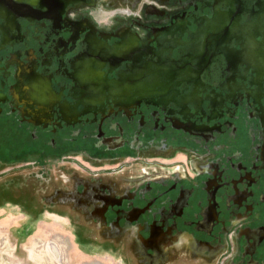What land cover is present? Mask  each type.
<instances>
[{"label": "flooded vegetation", "instance_id": "af4514ba", "mask_svg": "<svg viewBox=\"0 0 264 264\" xmlns=\"http://www.w3.org/2000/svg\"><path fill=\"white\" fill-rule=\"evenodd\" d=\"M55 166L20 193L133 264H264V0H0V170Z\"/></svg>", "mask_w": 264, "mask_h": 264}, {"label": "rangeland", "instance_id": "374dc122", "mask_svg": "<svg viewBox=\"0 0 264 264\" xmlns=\"http://www.w3.org/2000/svg\"><path fill=\"white\" fill-rule=\"evenodd\" d=\"M63 173L60 166L36 172L0 170V264H133L134 255L127 247L113 246L120 237L74 236L63 215L42 209L20 193L28 179H34L35 190H43L50 180H64ZM180 257L182 264H197L196 259L209 264V258L190 252ZM176 260L168 264H177Z\"/></svg>", "mask_w": 264, "mask_h": 264}, {"label": "clouds", "instance_id": "9594fccd", "mask_svg": "<svg viewBox=\"0 0 264 264\" xmlns=\"http://www.w3.org/2000/svg\"><path fill=\"white\" fill-rule=\"evenodd\" d=\"M129 13L130 10L125 11L123 9H107L103 5H100L90 12L89 18L92 19L98 27L110 29L112 26H114L117 17L124 18L129 15ZM70 16L73 20L77 19L75 12L70 13ZM100 17H107V19L101 21Z\"/></svg>", "mask_w": 264, "mask_h": 264}]
</instances>
